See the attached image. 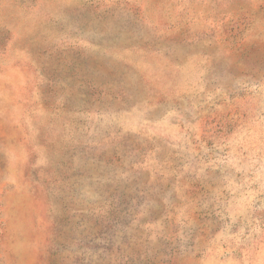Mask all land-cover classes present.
<instances>
[{
    "label": "rangeland",
    "instance_id": "374dc122",
    "mask_svg": "<svg viewBox=\"0 0 264 264\" xmlns=\"http://www.w3.org/2000/svg\"><path fill=\"white\" fill-rule=\"evenodd\" d=\"M0 264H264V0H0Z\"/></svg>",
    "mask_w": 264,
    "mask_h": 264
}]
</instances>
